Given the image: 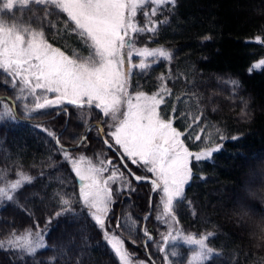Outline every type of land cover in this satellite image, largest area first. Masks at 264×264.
I'll return each instance as SVG.
<instances>
[{"label":"trees","instance_id":"16d2710c","mask_svg":"<svg viewBox=\"0 0 264 264\" xmlns=\"http://www.w3.org/2000/svg\"><path fill=\"white\" fill-rule=\"evenodd\" d=\"M151 7L146 4L139 12L140 27L147 23L144 12ZM13 14V22L22 20V26L42 31L48 43L70 58L83 62L90 57V44L86 46L66 14L53 5L30 3ZM152 19L166 22L154 34H134L135 43L163 48L171 59H154L148 69H135L129 77L130 91L152 95L166 86L171 95H165L160 106L162 119L172 120L191 152L219 148L209 159L192 162L191 183L182 202L173 205L179 228L188 236L209 237L207 245L214 254L207 264H264V242L256 239L264 234V69L249 72L264 59V46L253 42L256 37L264 40V0H176ZM10 86V78L0 72V97L13 99L18 110V118L0 120V187L20 174L31 183L24 184L12 201L0 202V241H8L13 233L35 234L47 228V247L34 256L5 247L0 264H119L104 231L119 236L133 260L168 264L160 251L167 227L157 215L159 193L150 182L136 181L105 145L95 126L101 123L107 133L101 113L66 105L69 117L56 116L55 111L27 117ZM4 111L0 106V113ZM87 112L90 124L85 126ZM89 127L93 129L88 134ZM197 135L200 140L194 139ZM82 137L86 144L79 147ZM63 147H74L70 151L82 152L93 163L111 159L123 173L111 184L106 230L89 218ZM124 160L136 176L154 179ZM62 199L71 201V211L63 209ZM57 212L62 214L57 217ZM172 249L179 253L168 258L172 264H188L190 248L180 244Z\"/></svg>","mask_w":264,"mask_h":264},{"label":"snow or ice","instance_id":"6c2138e0","mask_svg":"<svg viewBox=\"0 0 264 264\" xmlns=\"http://www.w3.org/2000/svg\"><path fill=\"white\" fill-rule=\"evenodd\" d=\"M29 3L30 0H0V71L10 78L13 88L19 83L22 85L21 94L27 91L28 95L34 97V109H28L29 114L66 103L77 107L94 105L105 116H110L116 122L108 134L114 143L108 144L107 140L105 143L109 148L119 146L122 150L121 161L127 158L133 165L155 174V179L150 183L154 190L159 189L163 194V212L158 219L167 223V218L173 212L174 201L182 202L185 186L192 178L191 161L210 158L213 152L219 150L217 147L199 153L191 152L182 139V133L173 127L172 120L161 118L159 109L165 103L164 96L171 95L166 86L162 85L152 95L143 92L135 96L128 94V79L133 68L148 69L150 65L145 61L149 57L156 60L171 59V53L164 49L135 48L132 34H154L159 24L166 21L157 22L152 17L157 15L162 6H174L176 0H31L34 4H51L66 14L74 24V30L84 38L86 46H91L90 57L83 62L69 58L59 48L53 47L42 31L22 26V20L13 22L17 18L12 10L15 8L22 12ZM146 4L152 5L151 11L144 12L147 23L140 27L135 18L138 10ZM4 14L8 15V22L3 18ZM253 42L264 46V40L260 37H256ZM125 47L127 53L123 51ZM134 54L141 58L138 65L131 64ZM126 59L129 61L127 71L124 68ZM257 69H264V60L252 65L249 72ZM160 80L163 82L164 77H160ZM230 83L238 85L237 81ZM48 94L55 98L49 99ZM20 99L26 97L21 95ZM122 99L127 106L124 113H120ZM0 106L5 108L0 113V120L14 118L11 109L3 101H0ZM118 113L121 116L119 119ZM194 139L200 140V136ZM63 158L78 178L82 203L87 210H91L89 218L101 230H105L106 217L112 204L111 184L116 182L119 169L111 159L101 161L97 166L84 156L73 158L67 150L63 151ZM109 166H112L111 171ZM106 172L109 173L107 178L104 177ZM119 175L123 177L122 172ZM134 179L141 181L146 177L134 175ZM26 183H31V179L20 174L17 179L9 181L6 187H0V202L12 201L14 194ZM61 204L64 210L71 211L69 199H62ZM61 214L57 212L55 215L59 217ZM171 219L174 221L175 217L171 216ZM50 222L49 219L47 223ZM103 234L110 250L118 257L119 264H131L124 241L116 235L109 236L107 231ZM208 238L180 236L174 234L173 226L169 225L167 234L162 236L160 251L164 252L163 259L172 264L168 258L177 257L179 253L175 249L168 251L166 246L181 239L190 246H198L191 254L190 264H207L211 253L206 245ZM45 247L47 245L39 231L33 234L28 230L24 235L13 233L7 241L8 249L29 256H34ZM0 250H5L3 241H0Z\"/></svg>","mask_w":264,"mask_h":264},{"label":"rangeland","instance_id":"374dc122","mask_svg":"<svg viewBox=\"0 0 264 264\" xmlns=\"http://www.w3.org/2000/svg\"><path fill=\"white\" fill-rule=\"evenodd\" d=\"M30 3H31V0H30ZM30 3H29V4H30ZM28 6H29V5H28ZM28 6H26V7H28ZM145 6H146V5H145ZM26 7H25V8H26ZM13 10H15V8H14ZM13 10H12V11H13ZM140 11H141V9L138 10V14H139ZM147 11H148V10H147ZM138 14H137V16H136V18H135V22L138 24V26H140L139 21H138V19H137ZM7 17H8V15H7V14H4L3 18L5 19L6 22H8V19H6ZM8 18H9V17H8ZM132 38H133V41H134V47H135V48H137V49L144 48V47H140L139 45H137V44L135 43V40H134V34H132ZM149 49H163V48L156 47V48H149ZM164 50H165V49H164ZM123 51H124L125 53H127V47H125V49H124ZM65 55H66V54H65ZM69 58H70V57H69ZM154 59H155V58L149 57V58H147V60H146L145 62L148 63V64H150V61H152V60H154ZM160 59H163V58H160ZM140 60H141V58L138 57V56H136V55L134 54V55L131 57V64L138 65L139 62H140ZM262 60H264V59H262ZM258 62H259V61H258ZM258 62H256V63H258ZM256 63H255V64H256ZM128 66H129V61L126 59V60H125V65H124V68H125L126 71H127V69H128ZM135 69H138V68H133L132 71H131V74L133 73V71H134ZM0 72L3 73L2 71H0ZM3 74H4V73H3ZM5 75H6V74H5ZM6 76H7V75H6ZM130 76H131V75H130ZM21 87H22V85H20V84L18 83V84L16 85L15 88H13L12 86H10V89L12 90V92H14L15 97L17 98V101H18V102H21L20 110H21V112H22L23 114H25L27 117L35 116V115H37V114L44 113V112H49V111H55V112H58V111L62 110V109L64 108L65 105H67V104L65 103V104H62V105L53 106V107H49V108L42 109V110H38V111H32L31 114H29L28 109H34L35 99H34L33 96L28 95V94H27V91H25L24 93L21 94V92H20ZM127 90H128V94H129L130 96H135V95H136V93H132V92L130 91V89H129V79H128ZM39 94H40V91L38 90L37 95H39ZM21 95H24V96L26 97V99L21 100V99H20ZM147 95H150V94H147ZM48 98H49V99H54L55 97H54V95H52V94H48ZM8 103H9V104H8ZM4 105H6L8 108H10L11 111H12V113H13V107H12V105L10 104L9 101L5 102ZM25 105H26V107H25ZM84 106L86 107L87 110L92 109V108H95L94 105L91 106V107H89L88 105H84ZM126 107H127V106H126V103H124V101H123V99H122L121 107H120V113H124V112H126ZM95 109H97V108H95ZM97 110L101 113V115H102V119H103V120L106 119V123H107V125H106V127H107V133H106L105 135H106V137L109 138V140H108V141H109V144H112V143H114V142H113L111 136L108 135V134L113 130V129H112V126H113V124L116 123V122L113 121V120L110 118V116H105V115L103 114V112H102L101 109H97ZM17 111H18V110H17ZM120 113L117 114L118 119L121 118ZM13 116H14V114H13ZM90 116H91V114H89V113L87 112V115L82 119V121H83V123H84L85 126H87V125L90 124ZM161 118H162V117H161ZM66 127H67V125H66ZM173 127H174V125H173ZM66 129H67V128H64V129L62 130L61 135L63 134L64 131H66ZM91 130H92V129H91ZM91 130L89 131V133L91 132ZM98 132H100V129H99V128H98ZM104 132H106V131L104 130ZM104 132H103V133H104ZM89 133H88V134H89ZM99 134H100V133H99ZM60 137H61V136H60ZM83 138H84V139H83ZM85 138H86V137H82L83 141H82L81 145L78 144L79 147L82 146V145H84V144H86V143H85V142H86V139H85ZM102 138H103V137H102ZM82 139H81V140H82ZM82 147H83V146H82ZM114 148L118 151V153H120V151H122V150L119 149V146H115ZM69 152L71 153V155H72L73 158H78V157H80V156H84V157H85V155L82 154V152H81V153H75L76 151H74V152L69 151ZM199 152H200V151H199ZM199 152H193V153H199ZM85 158L88 159V160H91L90 158H87V157H85ZM207 159H209V158H207ZM203 160H205V159H203ZM129 161H130V160H129ZM193 161H194V159L191 161V164H192ZM93 164L99 166V164H97V163H93ZM190 166H191V165H190ZM111 168H112V166H109V171H111ZM116 168H117V167H116ZM120 172H121V171H120V169H119V171L117 172V180L120 178V175H119ZM151 174L153 175V177H154V179H155V174H153V173H151ZM108 175H109V173H107V172L104 173V177H105V178H107ZM191 179H192V178H191ZM190 183H191V180H190L189 183L185 186V191H186V188L189 186ZM157 191H158V193H159V200H158V202H157V206H156V207H157V215H158V217H160L161 214H162V212H163V205H162V200H161V197H162L163 194H162V192H161L159 189H157ZM184 194H185V192H184ZM246 194L249 195L248 193H246ZM174 203H175V201H174ZM90 211H91V210H89V212H90ZM223 214H224V215H228L229 213L227 212V210H223ZM229 215H233V213H231V214H229ZM107 216H108V215H107ZM171 216H174L173 212L171 213ZM171 216L167 218V223H165L164 220L160 219L161 222H163V223L166 225V227H167V232H168V230H169V225H172V226H173V229H174V234L178 233L180 236H188V235H185L184 233H182V231H181L180 228H179V225H178V222H177L176 218H175V220L173 221V220L171 219ZM235 216L238 217V215H235ZM174 217H175V216H174ZM106 218H107V217H106ZM241 225L243 226V223H242ZM241 225H239V226H241ZM105 230H106V229H105ZM46 231H47V228H44V229L39 230V232H41V234H42V236H43V239H44V237H45V235H46ZM167 232H166L165 234H167ZM107 233H108L109 236H111V235H116V234H114V233H110V232H107ZM145 234L148 236V240H151V239H152V236H151L147 231H145ZM165 234H164V235H165ZM22 235H24V234H22ZM116 236H117V235H116ZM118 237H119V236H118ZM192 237H195V236H192ZM203 237H204V236H203ZM119 238H120V237H119ZM195 238L199 239V238H202V237H195ZM120 239H121V238H120ZM44 242H45V239H44ZM4 244H5V247H7V241L4 242ZM180 244H182V245H184V246L190 248V249H191V254H192L193 251L196 250L197 247H198V246H196V245H191V246H190V245L186 244L183 240L178 239V240H176L175 242H170V243L166 246V248H167V250H168V249H172V247H175V246L180 245ZM206 245H207V240H206ZM124 247H125V246H124ZM207 247H208V245H207ZM208 248H209V247H208ZM42 249H44V248H42ZM40 250H41V249H40ZM125 250H126V249H125ZM191 254H190V257H189L188 264H190ZM213 254H214V251L211 250L210 257H211ZM87 256L89 257L88 254H87ZM89 258H90V257H89ZM90 259H91V258H90ZM129 259H130V261H131V264H148L147 262H145V261H143V260H141V261H135V260H133L130 256H129Z\"/></svg>","mask_w":264,"mask_h":264},{"label":"water","instance_id":"95a60500","mask_svg":"<svg viewBox=\"0 0 264 264\" xmlns=\"http://www.w3.org/2000/svg\"><path fill=\"white\" fill-rule=\"evenodd\" d=\"M13 109H14V112L16 113V106H15V103H13ZM99 127H100V129H101V133L103 134V126L102 125H99ZM89 131H90V129L88 130V133H89ZM60 136H61V134H59L57 137H56V141H58L59 142V139H60ZM102 137H103V141H104V143H105V141L107 140V138H106V136L105 135H102ZM82 141L83 140H81V142L79 143V145H81V143H82ZM108 141V140H107ZM109 144V143H108ZM108 144H106L105 143V145L108 147ZM109 148V147H108ZM66 149H72V148H66ZM114 153H116L118 156H119V158H120V154L112 147V148H110ZM122 163H123V166H124V168L126 169V171L128 172V173H132V174H134L130 169H129V167H128V165L126 164V162H125V160H123V161H121ZM125 165H126V167H125ZM135 175V174H134ZM134 175H131L133 178H134ZM136 176V175H135ZM143 181H148V182H150L151 181V179H149V180H143ZM154 192H155V190H154ZM152 197H153V195H152ZM151 212H152V207H151V209H150V214H151Z\"/></svg>","mask_w":264,"mask_h":264},{"label":"clouds","instance_id":"9594fccd","mask_svg":"<svg viewBox=\"0 0 264 264\" xmlns=\"http://www.w3.org/2000/svg\"><path fill=\"white\" fill-rule=\"evenodd\" d=\"M256 239L259 242H264V234H262L261 236H258Z\"/></svg>","mask_w":264,"mask_h":264},{"label":"flooded vegetation","instance_id":"af4514ba","mask_svg":"<svg viewBox=\"0 0 264 264\" xmlns=\"http://www.w3.org/2000/svg\"><path fill=\"white\" fill-rule=\"evenodd\" d=\"M68 106V105H67ZM67 110V108H63L62 110H60L61 112L64 111L63 113H65V111ZM58 111V112H60ZM42 120H34V122H41Z\"/></svg>","mask_w":264,"mask_h":264}]
</instances>
